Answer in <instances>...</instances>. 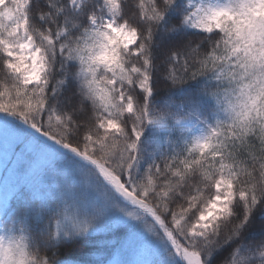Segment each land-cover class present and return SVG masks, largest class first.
Instances as JSON below:
<instances>
[{
	"label": "snow or ice",
	"instance_id": "1",
	"mask_svg": "<svg viewBox=\"0 0 264 264\" xmlns=\"http://www.w3.org/2000/svg\"><path fill=\"white\" fill-rule=\"evenodd\" d=\"M93 244L264 264V0H0V264Z\"/></svg>",
	"mask_w": 264,
	"mask_h": 264
},
{
	"label": "trees",
	"instance_id": "2",
	"mask_svg": "<svg viewBox=\"0 0 264 264\" xmlns=\"http://www.w3.org/2000/svg\"><path fill=\"white\" fill-rule=\"evenodd\" d=\"M89 248L88 252L85 253H76L72 258L79 260L81 257L83 260H86L89 262V264H95V261L99 259L103 253L98 251V245H88ZM231 251V250H229ZM228 255V252L223 253V256L226 257Z\"/></svg>",
	"mask_w": 264,
	"mask_h": 264
}]
</instances>
